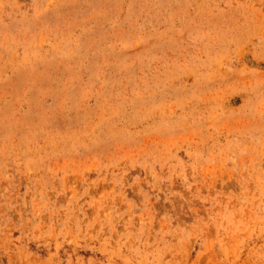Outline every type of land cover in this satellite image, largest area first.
<instances>
[{
  "label": "rangeland",
  "instance_id": "rangeland-1",
  "mask_svg": "<svg viewBox=\"0 0 264 264\" xmlns=\"http://www.w3.org/2000/svg\"><path fill=\"white\" fill-rule=\"evenodd\" d=\"M0 264H264V0H0Z\"/></svg>",
  "mask_w": 264,
  "mask_h": 264
}]
</instances>
